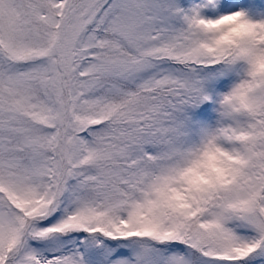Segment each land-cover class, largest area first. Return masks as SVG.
<instances>
[{
	"label": "snow or ice",
	"instance_id": "obj_1",
	"mask_svg": "<svg viewBox=\"0 0 264 264\" xmlns=\"http://www.w3.org/2000/svg\"><path fill=\"white\" fill-rule=\"evenodd\" d=\"M0 264H264V0H0Z\"/></svg>",
	"mask_w": 264,
	"mask_h": 264
}]
</instances>
